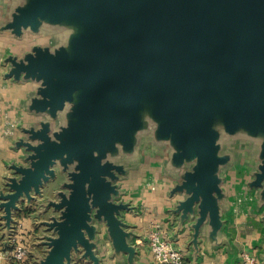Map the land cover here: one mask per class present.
<instances>
[{"label": "water", "instance_id": "1", "mask_svg": "<svg viewBox=\"0 0 264 264\" xmlns=\"http://www.w3.org/2000/svg\"><path fill=\"white\" fill-rule=\"evenodd\" d=\"M12 2L28 3L0 27L9 36L47 16L60 23L68 20L78 32L93 16L95 31L53 53L41 47L24 59L9 54L1 60L7 66L5 78L41 83L36 96L23 101L27 111L54 112L73 98V91L83 90L72 109L74 121L53 135L45 122L37 129L18 124L14 142L22 155L19 163L10 164L13 175L4 183L8 192L0 190L6 232L16 202L22 196L27 202L42 196L41 187L61 177L54 172L58 167L62 179L53 192L54 205L63 210L49 226L60 237L49 243L42 264H63L77 244L91 255L84 232H92V209L122 241L113 215L122 205L108 200L113 191L108 178L122 165L108 160L107 154L119 148L134 152L148 136L147 148L171 145V161L183 171L179 188L189 194L187 206L202 200L200 221L207 222L208 212L209 225H218L212 190L219 183L218 165L233 155L221 151L209 118L222 100L227 104L225 132L233 134L244 125L264 134V0ZM68 47L75 53L69 54ZM148 88L153 89L155 113L162 121L147 135L146 120L136 112ZM255 157L250 184L264 188V139Z\"/></svg>", "mask_w": 264, "mask_h": 264}, {"label": "crops", "instance_id": "2", "mask_svg": "<svg viewBox=\"0 0 264 264\" xmlns=\"http://www.w3.org/2000/svg\"><path fill=\"white\" fill-rule=\"evenodd\" d=\"M8 18L0 17V27ZM9 44V34L0 30V57ZM6 70L7 66L0 60L2 193L8 192L4 183L13 175L10 164L19 163L22 155L21 149L15 148L14 140L20 134L18 124L27 113L23 99L29 91L28 83L5 78ZM8 120L14 125H7ZM107 156L108 160L122 165V170L115 171L113 177L108 178L113 186L108 200L122 205L113 213L119 222L122 241L117 239L103 216L92 209L89 220L92 232H84L91 244V255L77 244L64 258L63 264H156L148 244L153 231L180 249L184 264H241L245 255L255 257L256 264H264V188L250 184L258 159L252 157L250 162L242 154H236L227 164L218 165L216 176L219 183L212 190L218 225L212 226L209 225L208 212L207 222L200 221L202 200L187 206L189 194L179 188L184 180L183 171L171 161V145L150 149L140 143L134 152L119 148ZM54 172L61 177L44 184L42 196L29 202L22 196L16 202V208L11 210L14 220L8 232L4 220L0 219V264H42L49 256V243L60 237L59 231L49 225L53 220H59L63 210L54 205L57 200L53 192L59 189L58 183L62 179L58 167ZM18 224L22 228L17 230ZM14 234L29 246L22 261H16L10 255Z\"/></svg>", "mask_w": 264, "mask_h": 264}, {"label": "rangeland", "instance_id": "3", "mask_svg": "<svg viewBox=\"0 0 264 264\" xmlns=\"http://www.w3.org/2000/svg\"><path fill=\"white\" fill-rule=\"evenodd\" d=\"M12 1L13 0H0V17H2V19H6L11 15L16 14L21 7H24L29 2L28 1L21 6V4H15ZM86 20L83 29L78 32L79 30L75 28L74 24L68 23V20L60 23L61 20L54 19L50 16L39 18L36 26H28L24 28L19 35L10 36V44L5 47L4 55L0 57V60H4L9 54L17 56L19 59H24L25 56L35 52L34 48L37 49L41 47L48 48L53 53L62 48V46L68 41L70 45V42L74 39L95 31V18L92 16ZM67 52L69 54L75 53L73 47H68ZM20 81L28 83L27 89H29L23 100L36 96L38 86L41 84L39 81L30 78L20 79ZM152 90V88H148L145 91L143 94L144 97L139 103V109L136 112V114H140L146 120L147 124L144 133L147 135L148 132H154L156 128L158 129V126L162 121V118L158 117L155 113V100L153 99L154 94ZM82 93L83 90L73 91V98L71 100H66L64 104L54 112L48 110L43 112H30L29 110L27 111L24 109L27 113L19 125L28 128L34 127L37 129L40 127L41 123L45 122L48 124L50 132L53 135V132L67 127L72 121H74L72 109L75 106V103H78ZM6 101L7 100L4 99L3 103ZM226 107L227 104L222 100H219L216 111L209 118L210 126L216 132V136H218V139L220 140L221 151H226L233 156L236 154H242L245 160L247 159L251 162L253 159L252 157L256 158L255 155L257 154L259 142L264 139V134L262 132H257L256 130H251L244 125H239L233 134L225 132L223 122L224 116L227 113ZM7 125L12 126L14 125V122L8 120ZM11 135L12 134L8 137L10 138ZM150 140L151 137L148 136L142 138L141 143L145 144L150 142ZM153 140L154 142L152 143L151 141V145L155 146L157 141H155L154 138ZM161 142L162 140L159 139V143Z\"/></svg>", "mask_w": 264, "mask_h": 264}, {"label": "built area", "instance_id": "4", "mask_svg": "<svg viewBox=\"0 0 264 264\" xmlns=\"http://www.w3.org/2000/svg\"><path fill=\"white\" fill-rule=\"evenodd\" d=\"M21 228L22 225L18 224L17 230ZM12 242L11 257L16 261L24 260L28 254L29 246L25 244V241L18 234L12 236ZM148 244L152 260L156 264H184V255L180 249L175 247L170 241L160 238L159 232L153 231L150 233ZM256 263L255 257L245 255L241 264Z\"/></svg>", "mask_w": 264, "mask_h": 264}]
</instances>
